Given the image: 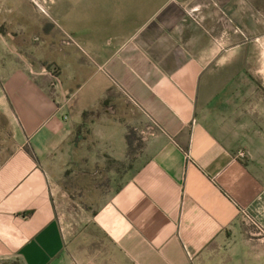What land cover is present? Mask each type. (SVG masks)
<instances>
[{"label":"crops","instance_id":"0c3cea01","mask_svg":"<svg viewBox=\"0 0 264 264\" xmlns=\"http://www.w3.org/2000/svg\"><path fill=\"white\" fill-rule=\"evenodd\" d=\"M47 10L0 0V264H264V0Z\"/></svg>","mask_w":264,"mask_h":264},{"label":"rangeland","instance_id":"374dc122","mask_svg":"<svg viewBox=\"0 0 264 264\" xmlns=\"http://www.w3.org/2000/svg\"><path fill=\"white\" fill-rule=\"evenodd\" d=\"M43 15H45V14H43ZM111 169H113L112 172L115 173V171H116V173L113 175H109V174H107L106 171L101 172L102 171L101 170L100 172H98L97 176H99V178L96 177L98 179V181H95V183H94V186L96 187V189L92 190L91 192L88 191L89 192V193H87L88 196H86V195L82 196V203L87 206L86 208H93V209L95 208L96 209L102 203H104L105 201L108 200V198L114 193V191L116 190V188L119 186L120 182L122 181V179L118 175V172H120V174L122 175L124 170L127 169V166L113 165V166H111ZM65 183L67 186L66 190L68 191V189L70 188L68 178L66 179ZM72 194H74V191L72 192Z\"/></svg>","mask_w":264,"mask_h":264},{"label":"built area","instance_id":"2783aa9c","mask_svg":"<svg viewBox=\"0 0 264 264\" xmlns=\"http://www.w3.org/2000/svg\"><path fill=\"white\" fill-rule=\"evenodd\" d=\"M36 8L39 9V11L42 14L47 15L48 14V5L53 1V0H30Z\"/></svg>","mask_w":264,"mask_h":264},{"label":"trees","instance_id":"16d2710c","mask_svg":"<svg viewBox=\"0 0 264 264\" xmlns=\"http://www.w3.org/2000/svg\"><path fill=\"white\" fill-rule=\"evenodd\" d=\"M86 117H87V114L83 116L84 122H83V125L81 126V129L83 130L86 128Z\"/></svg>","mask_w":264,"mask_h":264}]
</instances>
